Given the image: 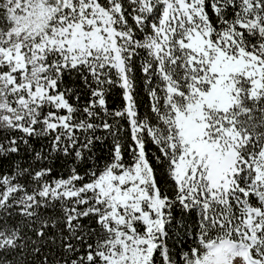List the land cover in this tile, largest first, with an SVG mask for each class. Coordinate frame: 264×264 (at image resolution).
I'll return each mask as SVG.
<instances>
[{
  "label": "snow or ice",
  "instance_id": "snow-or-ice-1",
  "mask_svg": "<svg viewBox=\"0 0 264 264\" xmlns=\"http://www.w3.org/2000/svg\"><path fill=\"white\" fill-rule=\"evenodd\" d=\"M0 264H264V0H0Z\"/></svg>",
  "mask_w": 264,
  "mask_h": 264
}]
</instances>
